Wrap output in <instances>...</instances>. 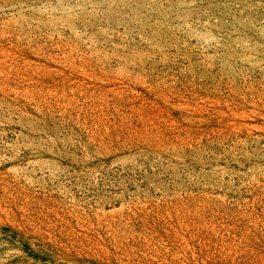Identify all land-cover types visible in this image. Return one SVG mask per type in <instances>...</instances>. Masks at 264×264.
<instances>
[{"label":"rangeland","instance_id":"obj_1","mask_svg":"<svg viewBox=\"0 0 264 264\" xmlns=\"http://www.w3.org/2000/svg\"><path fill=\"white\" fill-rule=\"evenodd\" d=\"M0 264H264V0H0Z\"/></svg>","mask_w":264,"mask_h":264}]
</instances>
